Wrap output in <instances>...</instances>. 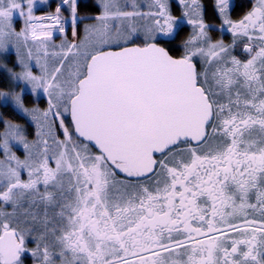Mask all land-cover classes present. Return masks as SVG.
<instances>
[{
	"label": "snow or ice",
	"instance_id": "obj_1",
	"mask_svg": "<svg viewBox=\"0 0 264 264\" xmlns=\"http://www.w3.org/2000/svg\"><path fill=\"white\" fill-rule=\"evenodd\" d=\"M0 82V264H264V0H0Z\"/></svg>",
	"mask_w": 264,
	"mask_h": 264
},
{
	"label": "rangeland",
	"instance_id": "obj_2",
	"mask_svg": "<svg viewBox=\"0 0 264 264\" xmlns=\"http://www.w3.org/2000/svg\"><path fill=\"white\" fill-rule=\"evenodd\" d=\"M55 1H57V0H49V4H52ZM38 14H39V12H38ZM57 39H59V36H57ZM26 95H29V96H27V98H28L29 103H31V101H32L31 94L27 93Z\"/></svg>",
	"mask_w": 264,
	"mask_h": 264
},
{
	"label": "trees",
	"instance_id": "obj_3",
	"mask_svg": "<svg viewBox=\"0 0 264 264\" xmlns=\"http://www.w3.org/2000/svg\"><path fill=\"white\" fill-rule=\"evenodd\" d=\"M56 2L57 1L53 2L51 5L54 7ZM0 85H2V82H0ZM27 96H29V95H27ZM6 115L8 116V118H16L12 113H7Z\"/></svg>",
	"mask_w": 264,
	"mask_h": 264
},
{
	"label": "flooded vegetation",
	"instance_id": "obj_4",
	"mask_svg": "<svg viewBox=\"0 0 264 264\" xmlns=\"http://www.w3.org/2000/svg\"><path fill=\"white\" fill-rule=\"evenodd\" d=\"M28 264H30V261L28 262Z\"/></svg>",
	"mask_w": 264,
	"mask_h": 264
}]
</instances>
